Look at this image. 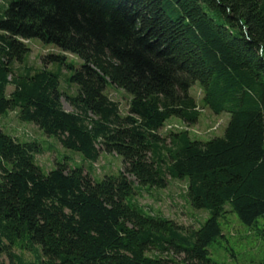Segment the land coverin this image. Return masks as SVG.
Here are the masks:
<instances>
[{
	"label": "trees",
	"instance_id": "obj_1",
	"mask_svg": "<svg viewBox=\"0 0 264 264\" xmlns=\"http://www.w3.org/2000/svg\"><path fill=\"white\" fill-rule=\"evenodd\" d=\"M33 38L82 60L69 77L78 87L66 95L71 111L56 74L13 69ZM195 84L202 106L229 114L223 135L161 137L171 118L196 122ZM109 85L130 95L126 114ZM9 110L87 160L104 151L123 162L100 181L65 162L43 173L39 143L0 129V255L9 264H168L169 251L181 264H213L221 216L251 226L264 214V0H10L0 15V115ZM128 175L155 188L166 175L185 179L189 204L208 216L183 233L143 213L126 202Z\"/></svg>",
	"mask_w": 264,
	"mask_h": 264
},
{
	"label": "rangeland",
	"instance_id": "obj_2",
	"mask_svg": "<svg viewBox=\"0 0 264 264\" xmlns=\"http://www.w3.org/2000/svg\"><path fill=\"white\" fill-rule=\"evenodd\" d=\"M10 0H0V15ZM29 51L24 61L15 62V71L29 66L32 69L45 68L58 77V89L62 93V107L71 111L72 107L66 99V95L77 93V85L69 82V77L74 69L79 67L82 60L68 52L61 51L51 44H45L39 39L24 40ZM48 54L63 56V62L44 61ZM69 66V67H67ZM13 89L8 85L6 93ZM105 93L117 102L121 114L128 112L130 95L123 89L107 86ZM191 95L198 103L199 115L193 124H187L177 118H171L165 122L159 134L166 137L168 131H187L192 139L206 141L216 136H222L229 120L227 112L213 113L207 107L201 105L202 92L197 84L190 89ZM0 129L20 141H35L41 146V151L34 155L35 163L43 173H47L56 166V162H65L67 169L80 167L83 173H87L96 181H100L104 175L118 174L123 169L122 157L116 153L101 151L97 160L90 161L79 152L61 146L54 136H47L35 124L20 121L16 111L9 110L0 115ZM167 141V140H166ZM168 142V141H167ZM134 185L133 194L126 198L130 205L137 206L143 213L155 217H164L173 220L182 227V232L187 233L197 229L208 216L204 209L193 208L187 198V181L172 179L168 180L164 188H155L138 185L136 179L128 175ZM228 210L229 207L225 206ZM222 228V236L215 238L208 246L209 256L213 264H260L264 256V214L256 219L251 225L242 223L235 213L227 211L219 218ZM15 252H18L15 250ZM27 258H32L26 251ZM168 258V264H181L184 255L169 251L162 255ZM0 264H9V258L1 254Z\"/></svg>",
	"mask_w": 264,
	"mask_h": 264
}]
</instances>
